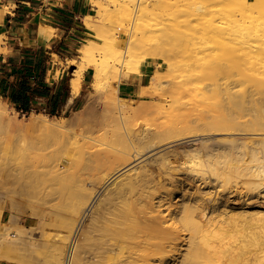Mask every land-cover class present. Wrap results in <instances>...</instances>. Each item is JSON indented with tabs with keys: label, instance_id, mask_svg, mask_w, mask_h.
<instances>
[{
	"label": "bare ground",
	"instance_id": "6f19581e",
	"mask_svg": "<svg viewBox=\"0 0 264 264\" xmlns=\"http://www.w3.org/2000/svg\"><path fill=\"white\" fill-rule=\"evenodd\" d=\"M209 1L185 3L172 12L187 17L182 24L152 32L149 30L152 0H106L104 4H93L95 10L98 7L102 12V18L96 24L86 21L85 25L95 31L94 37L98 41L85 40L78 49L77 64L70 61L69 101L79 95L83 73L91 70L89 87L102 93L104 106L113 118L111 125L114 128H109L116 132L107 136L109 130L106 127L110 126L107 120L104 139L81 134L73 143L63 144L61 157L54 156V153L37 156L42 158L46 155L43 163L38 158L37 162L34 161L36 155L32 156L33 153L30 157L33 159L13 154L17 150L7 158L6 155L0 156V184L2 182L3 185L2 188L0 186V223L3 224L0 234L12 230L20 233L21 229L16 230L14 208L18 201L15 197L31 195L36 187L45 190L48 183V188L53 189L48 192L52 197L56 198L57 193L64 195V209H61V204V208H56L64 210L63 215H56L52 207L47 212L49 215H40L45 219L40 221L43 224L39 231L44 248L35 246L33 249L32 245L37 242H27L32 249H24V245V253L18 252L13 264H264V139L253 141L233 137L264 132V3L262 5L258 0H221L234 9L232 13V10L226 11L229 7L226 10L222 8L226 11H222L225 18L232 15L235 16L233 20L238 21L241 15L240 19L245 16V21L237 24L230 20L232 16H228L230 22L226 18L229 23L224 28L219 25L224 19L220 12L219 26L212 24ZM244 12L248 13L247 16ZM254 12L258 17H253ZM237 13L240 14L238 19ZM1 14L0 11V22ZM214 20L217 21L216 18ZM40 27L39 37L45 39L51 29ZM180 28L194 32L195 36L189 43L177 40ZM211 42H221V46L226 43L223 46L228 48L226 55L230 59L237 58L232 60L239 62L235 65L239 66L235 67L239 71L235 73L236 84L225 83L223 86L220 84L223 82L219 83L218 78L208 74L220 75L223 69L225 74L227 69L221 66L231 60L225 61L224 56L206 53L217 56L216 61L219 57L220 62H210L211 68L207 65L208 70L219 71L221 68L215 74L216 70L208 71L201 67V63L196 66L199 61L203 65L207 63L204 60L208 57L204 52L208 49L204 46ZM167 51L187 53L189 58L181 60V63L186 60L188 64L189 59V63L193 61L194 64L190 65L194 72L190 73L188 64L190 75L187 78L184 75L185 79L180 81L182 78L179 80L178 76L182 77L180 72L184 71H179L177 76L174 64L164 59ZM248 52L254 54L248 55ZM210 58L213 61L214 57ZM220 58L226 63L222 64ZM146 59L158 60L157 68L162 64L165 68L153 73L151 82L142 87L140 97H159L166 91L174 95L183 89L189 90L192 99L200 101L206 109L196 117L194 125L178 128L169 125L152 133L131 131L129 118L136 110L131 109L126 98L118 95V86L126 74L138 73L141 62ZM220 63L222 65L217 67ZM180 65L181 69L186 67ZM197 67L202 69L199 77ZM203 71L207 72L209 83L194 85L197 79L205 76ZM244 84L250 87H241ZM237 87L241 88L234 90ZM116 94L121 102L112 100ZM142 104L139 110L144 108ZM31 122L44 127H62V124L41 114L34 115ZM188 132L192 134L187 135ZM219 132H225L222 135L228 138L222 140L225 146L216 153L205 151L181 157L160 154V162H151V157L179 143L194 141L208 147L215 140L208 138L221 135L217 134ZM184 134L185 138H179ZM45 165L49 168L45 169L46 173L42 171ZM181 174L187 181L209 190L200 191L196 187L191 194L185 195L188 198H183L171 209L172 204L166 202L171 193L164 187L169 185L176 190ZM55 186L60 188L56 190ZM56 205L60 206L59 203ZM4 208L9 209L10 216L2 222ZM50 212L55 215H50ZM0 259L6 264L12 262L10 255L2 254Z\"/></svg>",
	"mask_w": 264,
	"mask_h": 264
},
{
	"label": "rangeland",
	"instance_id": "374dc122",
	"mask_svg": "<svg viewBox=\"0 0 264 264\" xmlns=\"http://www.w3.org/2000/svg\"><path fill=\"white\" fill-rule=\"evenodd\" d=\"M105 1L106 0H89V3L92 7V9L89 11L90 15H85L83 17L84 26L88 29V32L90 33V35L87 36L88 39L98 41L94 37L95 31L88 28L85 25V22L90 21V22H94L96 24L101 20L102 12L99 10L98 7L95 10V7H93V4H95L96 2H101L102 4H104ZM187 2L198 3V2H201V0H152V5L150 7L151 11H150V16H149V23H150L149 30L152 32V31H156L158 29L163 30V28H166L169 25H176V24L180 25V24H182L184 22V20H186L187 17L185 18L183 15H180V14L174 15L172 12L175 9L181 8L182 5H184ZM258 2L263 5L264 0H258ZM209 5L211 6L210 9H212L211 16L213 15V19L216 18V20H217V21H215V20L213 21V19L211 20L212 24L214 23L213 25H215V24L220 22L222 16L224 17V15L222 13V11H223L222 8L226 10L229 7V3L226 1H221V0H210ZM230 7L232 8V6H230ZM230 7L226 11L230 10V12H231V10H232V13H233L234 9L233 8L230 9ZM218 9H219V11H218ZM212 12L213 13L215 12V13L212 14ZM219 12L222 16L219 15ZM244 14L246 15L248 13L244 12ZM250 14H252V13L249 12L248 16H250ZM256 14H257V12H254L253 17H258V14L257 15ZM236 15H238V16H236V18L240 16L239 13H237ZM228 16H230V15H228ZM228 16L226 17L228 19L227 21L230 22V20H232L233 22H235V24H237L236 22L243 23L245 21L244 20L245 16H243V19H240V17L242 18V15L239 17L238 21L233 20L235 16L231 15L233 18H231V16H230V18H231L230 20H229ZM250 17L247 18L248 21H249ZM226 18L224 17V19H222V21L224 20V22H226ZM247 19H246V21H247ZM242 20H244V21L242 22ZM222 21H221V24H219V25H221V26L223 25L224 28L227 27L229 22L224 23ZM224 24H226V25H224ZM180 31H181L180 33L176 34L178 36L177 40H180V41L185 40L187 43H189V41L195 36V34L192 30L180 28ZM0 43H1V38H0ZM219 43H221V42H219ZM219 43L211 42V43L206 44L204 47L206 50L208 49L207 51L209 53L204 52L205 53L204 55H207V54L208 55L209 54L219 55V56H224L225 61L227 59H229V61L231 60V62L226 63L224 60H222V58H223L222 57V58H220V60H222L221 63L224 62V63H226L225 65H227V66L222 65L223 63L222 64L220 63V64H218L219 66H217V67H220L222 65L221 67L227 69L226 70L227 74H226V71H225V74H223L222 72H224V69H223V71H220L221 68H219L220 70L218 69L220 71V75H219V73L218 74L216 73V72H219L216 69H215L216 71L213 69L208 70L210 67L209 65H211L212 62L215 63V62L219 61V57L217 58V61L215 59V57H217V56H213V55L208 56L207 55L208 58L205 57V59L206 58L207 59L204 60L207 62V63L204 62V65H206V66H204L202 64V62H200V61L198 63L196 62L197 63L196 66H198V65L200 66L199 63H201L202 68H204L208 71H215L214 74L216 73L217 76H216V74L213 75L212 73H208V74H211V76H213V77L215 76L216 78H218L219 83L223 82V83H220L221 85L223 84V86H224L225 83H227V84L230 83V85H234V84H236V82L234 80L237 78L235 73H237V74L239 73V71H237L235 69V67H236L235 65L238 64L239 62H238V60L235 62H232V60H236L237 58L230 59V57L228 55H226V53H228L227 52L228 48L226 47L227 50L225 49V47L223 48L224 44H226V43H224L223 46H221V44L219 45ZM82 44L80 45V47L82 46ZM78 49L77 50L67 49V51L62 49V50H59V52L62 55H60V54H57V55L53 54L52 55L54 62L64 67L65 74L63 75V78H67V80H68V77H70L72 75V71L70 69V65H71L70 61L73 60V64H77V62H78V61H76L79 58L78 57ZM259 51H261V50H259ZM262 51L264 52V50H262ZM250 52H248V55L252 54ZM184 54L183 53L180 54L178 52L175 53V51H167L166 54L164 55V59L167 63L174 64L175 73L177 74V76L179 74V71L183 70L185 72V73L180 72V74H183L182 77L178 76L179 80L182 78L180 81L185 79L184 75H186V78H187V76L190 75V73L194 72V70L192 68V65L194 64V62L192 60L191 61L193 63L192 62L189 63L190 59H189V61L187 60L189 65L192 63V65H190L191 67L186 63V60H185V63H183V62L181 63V60L189 58V55L187 53H184ZM253 54H254V52H253ZM63 56H68V57L73 58V59H65V57H63ZM184 56H187V57L185 58ZM225 56H227L228 58ZM210 57H212V58L214 57L213 61ZM180 58H182V59H180ZM208 59L210 61H208ZM214 59H215V61H214ZM151 60H153L155 63L158 62V60H155V59H151ZM144 61H142V62H144ZM210 62H211V64H209ZM180 64H183V66L186 65V67H185L186 70L184 67H182V69H181L182 65H180ZM178 65H180V66H178ZM207 65L209 66L208 68H207ZM239 65L241 66V63ZM177 66L180 68L178 69ZM196 66H193V67H196ZM189 67L191 68L190 73H189L190 69L188 70ZM201 67H199V69ZM164 68H165V64H162L161 67H159V68H157V66H156L155 71L156 70L163 71ZM236 68H239V66H237ZM194 69H196V68H194ZM197 69H198V67H197ZM201 70H199L200 72H198V75H197L198 77H199V74H201ZM66 71H68L67 76H66ZM251 71L253 72L254 69ZM204 72L205 71H203L202 73L206 76V78L203 75L204 77L197 79L198 82L196 81L197 83H195L194 85L204 86L203 84L206 85L209 83L210 78L208 77V75H206L207 72L206 73H204ZM252 72H250V73H252ZM221 73L223 74L224 77L221 76ZM56 75H58V72H56ZM220 76H221V78H220ZM91 77H92V71L90 70L89 78H87L83 82V84L81 81V84H82L81 90H80L79 95L74 99V102L69 104L68 106L64 107L62 112H60L58 115H54V116H49V115L44 114L43 112H36V111H32L29 114L17 112L11 105H9V103L7 101L3 100L0 97V147L2 145V147L0 149L1 150L0 156L3 157L2 155H4V156L6 155V158H7L11 155V153H13L14 150H17V151H15L17 153H13V154L22 155L26 158L27 157L30 158L31 154L33 153L32 156L36 155L35 156L36 158L34 157V159H35L34 161H36V159L38 158V159H42L41 162L43 163V161L46 160V159L43 160V158H45L46 155L42 158H39L37 156L41 157L42 153H43V155H44V153L45 154H47V153L53 154L54 153L53 154L54 156L61 157L63 154L62 150L64 148L63 144L73 143L75 138L81 134H90L92 136H96V137H100V138L104 139L105 138L104 134H105L106 128L109 130V133L107 134L108 137L111 134H114V132H116V131L115 130L113 131V129H111V128H114L112 126L113 124L111 123V121L113 122V120H112L113 118L112 119L110 118V117H112V114L110 115L109 111L104 106L105 99H104L102 93L101 92H94L90 89L89 83H90ZM178 78H176L177 79L176 81H178ZM215 80H217V79H215ZM123 81H124V79H123ZM150 82H151V80L149 79L148 84ZM165 87L168 88L169 86H165ZM188 87H191V86H188ZM241 87L249 88L250 86H249V84H244ZM241 87L234 88V90L239 89ZM118 88H119V86H118ZM189 92H190L189 90L183 89L182 91H180L174 95H171L168 93V91H166V92H164V95L162 94V96L160 95L161 94L160 93L159 97H158V95H155L153 97H140V98H137V100L127 99L126 102H127V104H130L131 109L136 110V112H134V114L132 113L133 115L131 114V116L129 118L130 119L129 125H131L130 128L132 129L131 131H134V133H137L138 131H140V132L145 131L146 133L147 132L152 133V132L157 131L160 127L169 126V125H171L172 127H176V128L182 127L184 125H188V126L194 125L196 117L200 113L205 112L206 109L204 108V104H202L200 101L199 102L194 101L191 97V93H189ZM117 93H118V91H117ZM118 95L116 94V96L114 98H112V100L114 102H117V103L121 102L117 98ZM87 97H89L88 98L89 101H87V103H85V99ZM142 102H144V103L142 104ZM86 104H87V106H86ZM141 104H142V106L143 105H145V106H143L144 107L143 109L139 110L138 108H140ZM106 112H107V114L105 115ZM36 114L46 115L47 118H49L51 121L58 122V123L62 124V127H57V126L56 127L55 126L54 127H44V126L34 125L31 121L33 120V116ZM108 117L110 120L108 119ZM107 120L109 122V123L107 122L108 125L110 124V126H108V127L105 126V125H107L106 124ZM109 127H111V128H109ZM190 134H192V133L191 132L187 133V135H190ZM217 134H221V135H215V136L212 135L213 137L208 138V139H215V140H212V142H211L212 145H210L208 147L203 146L202 143H200V142H194V141L179 143V144L171 146V147L167 148L166 150L162 151L161 153H157L156 155L151 157L150 159L153 158L151 160V162H153V164H157L158 162H160V159H159L160 154H162L161 156H164V157L167 155H170V154H177L176 156L181 157V156H186V155L202 154L205 151H212V152L216 153L225 146L223 141L226 138H228L227 135H222V134H226L225 132H219ZM107 136H106V138H107ZM185 136H186V134L181 135L179 138H185ZM233 137L236 139H239V140H241V138L245 137V138H250L253 141L254 140L257 141L259 139H264V132L261 134L237 135V136H233ZM4 144H6V145H4ZM11 146H12V148H14L13 146H15L17 148L12 149ZM18 146H20V147H18ZM2 148H4L3 149L4 152L7 151L8 153L2 152L3 151ZM24 149L26 151L25 154H27V156L24 154ZM20 150H22V151H20ZM57 152H59V153L57 154ZM60 153H61V156H60ZM55 154H57V155H55ZM48 155H50V154H47V156ZM52 156H50V158ZM30 159H33V158H30ZM48 159H49V157H47V160ZM141 164H143V163H141ZM46 168H47V165H45L44 170H42V171H44V173L47 172L45 170ZM47 169H49V168H47ZM182 172L183 171H181V173ZM0 179H1V177H0ZM178 184L179 185L176 188V190H173L169 185L164 187L166 190L169 191V193H171L170 196L166 197L167 204H169V202L172 204V206H170L171 209L174 207L173 205L179 204L183 200V198L184 199L188 198V197H185V195L191 194L193 189H195L196 187H197V190L199 189L200 191L201 190L202 191H208L209 190L206 187H202V185H197V183H195V182L187 181L185 179L184 174H181L178 177ZM1 185H2V182H1L0 186ZM2 187H3V185L1 186V188ZM7 187H9V185H7ZM44 187H45L44 188L45 190H43L42 187H40V189H39V187H38V189H37V187L33 188L32 194L31 195L29 194L25 197L22 196L23 198L22 197H15V200L17 198V201H18V203L15 201V205H16V203H17V205L14 208V213L17 216V223H16L17 226L16 225L15 226H16V230L21 229L22 231L20 230L19 232L20 233L22 232V233L20 234V233H17L18 231L12 230V231L7 232L5 234H3V233L0 234V257L2 254L10 255L12 257V262L9 264L15 263L16 262L15 256H17L19 253H24L22 251L24 245H26L24 247V249L28 248V247L30 248L31 245H29V244L33 240H35L32 242L33 244L37 242L36 244L32 245L33 249L35 246H37L36 247L37 249H38V247H39V249L44 248L42 245L43 241L40 238L41 237L40 232H41V226H42L41 223L43 224L45 219H44V217L41 218L40 215H42V216L44 214L49 215L48 213H49V211H51V209H52V212L54 209L58 212L57 213L54 210V213L56 215H63L62 212L64 210L61 211V209H64L63 208V199H64L63 193L55 194L56 198H54L55 196L52 197V195L48 193V192H50L49 190L51 189V188H48L49 183H48V185L46 184ZM1 188H0V190H1ZM46 188H48V191ZM56 188L59 189L60 187L55 186V189ZM52 190L53 189H51V191ZM62 190H58L56 192H62ZM51 193L53 194V192H51ZM182 194L184 195V197H182L183 196ZM58 195H61V196H58ZM58 197L60 198L59 202H58ZM52 198H54V199H52ZM61 199H62V201H61ZM7 201L10 202V199L7 198ZM57 203H59V205L61 204L62 208H61V205L60 206L56 205ZM54 206H58V207L54 208ZM56 208L57 209L61 208V209L57 210ZM164 210L165 209H163V212L166 213V211H164ZM52 212H50V215H55ZM9 216H10L9 209L4 208L3 209V215L1 216V221L5 222L9 218ZM39 218H41V219H39ZM40 221H43V222L40 223ZM1 225L3 226V224L0 223V228L2 227ZM23 230H25V231H23ZM27 230H28V232H27ZM29 233H30V235H29ZM26 234H27V236H26ZM19 236H20V239H23L25 242L21 241L19 239ZM24 236H26V237H24ZM2 238H4V239H2ZM26 239L27 240L29 239V240L27 241ZM21 242H24L25 244L21 243ZM39 242H41V243H39ZM17 244L18 245L20 244L19 247ZM21 244H23V245H21ZM38 244H41L42 246L38 245ZM18 248L19 249L22 248V249L19 250ZM32 248H30V249H32ZM14 250H16L15 253H14ZM0 264H6V263L0 259Z\"/></svg>",
	"mask_w": 264,
	"mask_h": 264
},
{
	"label": "crops",
	"instance_id": "0c3cea01",
	"mask_svg": "<svg viewBox=\"0 0 264 264\" xmlns=\"http://www.w3.org/2000/svg\"><path fill=\"white\" fill-rule=\"evenodd\" d=\"M91 9L89 0H0L2 13L0 22V97L4 100L2 93L7 87L4 73L6 70H10L11 61L23 65L24 60H22L20 52L24 49L36 50L40 47L46 49L45 54L48 56V60L43 80L46 85L51 87L63 79L65 69L54 62L52 55H62L59 52L62 49L77 50L83 41L88 40L87 36L90 33L84 26L83 17L90 15ZM40 26L51 29L50 35L45 39L39 37ZM63 57L73 59L68 56ZM155 68L156 63L147 59L140 64L138 73L126 74L118 88L120 97L130 100L140 98V91L142 87L148 85ZM28 74L31 75L30 85L38 82L33 76V72ZM67 74L68 71H66V76ZM89 74V69L83 73L82 84L89 78ZM70 77L67 80L68 95L60 104L59 112L73 103L77 97H73L72 101H69L71 97ZM13 79L12 77L11 80ZM34 100L37 102L36 108L42 110L47 99L36 96ZM9 105L12 106L10 103Z\"/></svg>",
	"mask_w": 264,
	"mask_h": 264
},
{
	"label": "trees",
	"instance_id": "16d2710c",
	"mask_svg": "<svg viewBox=\"0 0 264 264\" xmlns=\"http://www.w3.org/2000/svg\"><path fill=\"white\" fill-rule=\"evenodd\" d=\"M46 49L40 47L36 50L24 49L20 52L23 65L11 61L10 70L5 71L7 87L2 93L4 100L8 101L17 112L29 114L32 111L43 112L46 115H58L60 104L68 95L67 78L61 79L53 86L44 83V75L47 69L48 56ZM29 72L34 73L37 83L30 85ZM14 78L11 80V78ZM45 97L47 100L42 110L36 108L35 97Z\"/></svg>",
	"mask_w": 264,
	"mask_h": 264
}]
</instances>
